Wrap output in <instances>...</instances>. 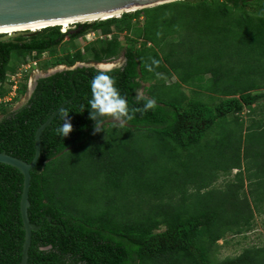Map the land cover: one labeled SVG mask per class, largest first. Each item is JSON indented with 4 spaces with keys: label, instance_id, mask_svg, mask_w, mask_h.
Here are the masks:
<instances>
[{
    "label": "trees",
    "instance_id": "obj_1",
    "mask_svg": "<svg viewBox=\"0 0 264 264\" xmlns=\"http://www.w3.org/2000/svg\"><path fill=\"white\" fill-rule=\"evenodd\" d=\"M75 25L0 34V97L18 71L13 58L55 54L66 37L103 36L57 66L125 57L110 70L79 66L42 77L26 103L0 111V151L31 162L37 129L73 98L43 131L31 170L28 212L40 228L29 264H214L207 247L228 242L231 231L245 234L255 214L264 216V0H178ZM116 31L126 32L125 41ZM169 38L174 45L163 41ZM234 48L245 66L230 77L218 65ZM208 74L207 88L201 81ZM256 76L263 81L253 83ZM185 85L214 93L212 103L189 96ZM244 111L261 118L244 120ZM133 130L149 131L163 145L159 168L157 161L148 166L145 149L125 142ZM233 168L236 182L217 189L219 175ZM23 184L18 168L0 162V264L23 256ZM241 218L249 226L235 229ZM232 256L217 264H264V245Z\"/></svg>",
    "mask_w": 264,
    "mask_h": 264
},
{
    "label": "rangeland",
    "instance_id": "obj_2",
    "mask_svg": "<svg viewBox=\"0 0 264 264\" xmlns=\"http://www.w3.org/2000/svg\"><path fill=\"white\" fill-rule=\"evenodd\" d=\"M247 9L253 10V7L248 6ZM210 20H211V17H210ZM66 28L67 29L71 28L72 30L77 29L76 25H69V26L66 25ZM19 34L20 33L11 32L10 34H8L7 37L16 36ZM194 34L197 37V40H199L198 38H202V35H200L197 31H195ZM116 35L120 37L123 41H125L124 39L126 35L125 31H116ZM97 38L102 39L103 36L96 35L95 33L91 32V33L86 34L84 37L77 38L76 40H73V41L70 40L69 37H66L65 42L57 48L55 54H52L50 52H45L42 55H37L34 52L31 54L30 53L23 54L21 57L17 59L13 58V62L18 64L19 67H18V71L12 76H9L8 80L5 82V85H4L5 90L8 91L9 93L6 95V97L8 98L6 100H2V102L0 103V111H3L4 109L14 110V109L21 107L29 99L30 92L32 90V87L35 85V82L39 80L40 78H42L40 76L46 75L50 73L52 70L60 66V65L57 66L55 64L57 62V59L61 58L62 56L68 58V56L71 53L76 52L79 49L85 48V46L88 43L92 44ZM163 41L168 45L173 44L172 38H169ZM234 45H236V43L233 44L232 46ZM234 50L235 48L229 51L226 50L227 55H225L222 58V60L223 59L224 60L221 61V63L218 65V67H220L219 71L223 73V70H224L226 74L228 73L230 75V77H233L238 73H243V69L245 66L244 65L245 57H243L242 55H241L242 57L236 56V52ZM124 58L125 57H123V54H120L118 57L111 58V59H104L103 61L97 62V61H94L91 57H89V59L86 62H82V63L85 65H88V67L91 65H97V66L100 65L103 67L108 64H112L111 66H118V65L120 66L123 64ZM77 64H81V62L76 63L74 65H70L67 63H62L61 65L66 66V67H73ZM250 65H254L256 68L259 64L256 61L251 60ZM258 73H259V70L257 71V74ZM209 76H210L209 74L206 75L204 81H201V82H204L203 84L207 88L209 87V83H210V80L208 78ZM175 79L176 78H171V79L168 78L167 80L168 82L171 83ZM262 81L263 79L261 77L256 76L253 83H256V82L261 83ZM224 83H227V82H224ZM25 84L28 85L27 93L19 94L18 93L19 89ZM148 85L150 84L148 83L145 86H148ZM13 87H16V91H13L14 90ZM154 88L155 87H153V89ZM163 89H166L168 91L175 90L174 88L172 90L169 88H163ZM185 91L189 96H193L194 94L192 92L193 90L190 89V87H187ZM11 93H14V94H11ZM140 94H144V95L147 94L146 91L144 90V87L140 90ZM193 97L201 98L197 96H193ZM206 100H207L206 102L212 103V100L209 97ZM247 113H249V111H244L241 115V117L244 120H248L250 118H255V119L261 118L260 116L261 114L258 115L257 113H252V114H247ZM110 121L123 123V124L126 123L124 119H122L121 117H113L110 119ZM125 132L126 131H123V133ZM236 133L237 135L233 138L234 141L240 138V135H239L240 133H238V131H236ZM126 137H127L125 138L126 141L124 140L125 142L132 141L137 147L145 149L144 153L148 155L149 160H150L148 164L150 168L153 169L154 167H156V164H155L156 161L158 162L157 168H159V162L162 161L161 160L162 155L165 152L163 149V145H161V143H159L155 138H153V136L151 135L149 131L140 132L139 130H133L132 134L131 133L127 134L126 132ZM222 163L225 164V162L223 161ZM228 164H229V161H227L225 166ZM235 174H236V171L234 170L232 172L233 178ZM173 176L174 174H172L171 170L169 169L168 177L170 179H173L174 178ZM229 179H232V178L227 177V176H225V178H220L217 183L218 184L217 189H222L223 187L221 186H224V182L232 181ZM247 188L248 187H245V189ZM205 189L209 190L210 187L205 188ZM195 191H198V190L195 189ZM218 201L220 200L218 199ZM261 205L263 206L262 203ZM241 219L242 220H238L240 221L239 223L238 221H236V223L232 225V226H235L234 227L235 229L239 228L240 226H243L244 224H247L249 221V219H246V218H241ZM247 226H249V224H247ZM249 229H247L249 231H247L245 234H241V235L234 236V237L232 236L234 231H231L229 232L230 235L229 234L227 235L228 242H226V239H221L217 242L218 244L212 245L213 246L212 249L207 247L206 254L209 256L208 259H210L212 263L217 264V263L222 262L223 260H226L227 258L226 259L224 258L227 256L240 254L247 246L264 245V216L255 214L254 219L251 221ZM231 258H235V256H232Z\"/></svg>",
    "mask_w": 264,
    "mask_h": 264
},
{
    "label": "water",
    "instance_id": "obj_3",
    "mask_svg": "<svg viewBox=\"0 0 264 264\" xmlns=\"http://www.w3.org/2000/svg\"><path fill=\"white\" fill-rule=\"evenodd\" d=\"M178 0H0V34H10L21 31L36 33L50 26L75 25L77 23L91 22L95 20L121 17L124 13L133 12L144 8L154 7ZM36 24V27H34ZM33 25V26H32ZM79 66H87L83 63L73 67L60 65L46 75L50 76L58 71L76 69ZM101 70H110L116 66L91 65ZM37 81L32 87L30 96L35 90ZM73 100L69 98L37 129L35 137L36 153L31 162H27L17 156L0 151V162L18 168L24 175L23 191L20 201L21 215L25 238L23 243V256L19 264H29V249L32 243V233L38 230L40 225L35 224L29 217L28 209L31 205L29 191L31 186V170L37 165L41 156L43 131L52 123L54 117Z\"/></svg>",
    "mask_w": 264,
    "mask_h": 264
},
{
    "label": "crops",
    "instance_id": "obj_4",
    "mask_svg": "<svg viewBox=\"0 0 264 264\" xmlns=\"http://www.w3.org/2000/svg\"><path fill=\"white\" fill-rule=\"evenodd\" d=\"M173 78H176V77H173ZM177 81V78L173 81V82H176ZM173 82H171V83H173ZM170 82H168V80H167V84H171ZM187 87H190V89H192L193 91V96H197V97H208V96H211V94H213L214 95V93H211L210 91H204V90H202L201 88H198V87H194V86H191V85H185L184 86V88L186 89ZM145 90V89H144ZM141 95H144V94H141ZM215 95H219V94H215ZM216 101H218V100H216ZM246 127H247V124H246ZM245 127V128H246ZM242 136H243V142H242V146H241V152L243 153V151H244V148H245V141H244V139L246 138V135L248 134L247 133V129H244V130H242ZM236 171V174L234 175V178L232 177V172L233 171ZM237 173H238V169L237 168H233L232 169V171L229 173V174H220L219 175V178H218V180L220 179V178H225V176H227V177H231L232 179H229V180H232V181H235L236 182V176H237ZM246 179V182L248 181V179L247 178H245ZM222 187V186H221Z\"/></svg>",
    "mask_w": 264,
    "mask_h": 264
},
{
    "label": "built area",
    "instance_id": "obj_5",
    "mask_svg": "<svg viewBox=\"0 0 264 264\" xmlns=\"http://www.w3.org/2000/svg\"><path fill=\"white\" fill-rule=\"evenodd\" d=\"M109 37H111V35H109ZM13 89H14L13 91H16V87H13ZM11 94H14V93H11ZM7 98L8 97H6V96L4 98L0 97V103L2 100H6Z\"/></svg>",
    "mask_w": 264,
    "mask_h": 264
},
{
    "label": "bare ground",
    "instance_id": "obj_6",
    "mask_svg": "<svg viewBox=\"0 0 264 264\" xmlns=\"http://www.w3.org/2000/svg\"><path fill=\"white\" fill-rule=\"evenodd\" d=\"M33 26V25H32ZM66 27V25H64ZM69 26V25H67ZM34 27H36V24H34ZM112 64H108V65H105V66H111Z\"/></svg>",
    "mask_w": 264,
    "mask_h": 264
},
{
    "label": "flooded vegetation",
    "instance_id": "obj_7",
    "mask_svg": "<svg viewBox=\"0 0 264 264\" xmlns=\"http://www.w3.org/2000/svg\"><path fill=\"white\" fill-rule=\"evenodd\" d=\"M122 54H123V53H122ZM123 57H124V54H123ZM124 62H125V58H124L123 64H124ZM123 64H122V65H123ZM118 66H119V65H118ZM118 66H116V67H118ZM120 66H121V65H120ZM37 81H38V80H37Z\"/></svg>",
    "mask_w": 264,
    "mask_h": 264
},
{
    "label": "clouds",
    "instance_id": "obj_8",
    "mask_svg": "<svg viewBox=\"0 0 264 264\" xmlns=\"http://www.w3.org/2000/svg\"><path fill=\"white\" fill-rule=\"evenodd\" d=\"M2 102V101H1Z\"/></svg>",
    "mask_w": 264,
    "mask_h": 264
}]
</instances>
